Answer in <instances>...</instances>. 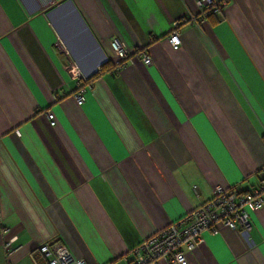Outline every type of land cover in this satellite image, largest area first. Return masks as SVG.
Listing matches in <instances>:
<instances>
[{
    "label": "crops",
    "instance_id": "0c3cea01",
    "mask_svg": "<svg viewBox=\"0 0 264 264\" xmlns=\"http://www.w3.org/2000/svg\"><path fill=\"white\" fill-rule=\"evenodd\" d=\"M197 1L0 0V264H34L51 240L86 264H127L214 188L255 186L264 0H227L199 25L181 22L174 50L172 24L196 16ZM64 23L92 47L91 72L69 68ZM115 40L130 53L117 71ZM105 63L112 70L98 73ZM92 75L78 106L77 78ZM245 215V231L205 233L186 264H264V207Z\"/></svg>",
    "mask_w": 264,
    "mask_h": 264
},
{
    "label": "built area",
    "instance_id": "2783aa9c",
    "mask_svg": "<svg viewBox=\"0 0 264 264\" xmlns=\"http://www.w3.org/2000/svg\"><path fill=\"white\" fill-rule=\"evenodd\" d=\"M227 0H198L196 16H187L172 24L168 34V42L172 49L177 50L181 41L177 28L181 22L199 25L210 16L221 13ZM110 48L117 58V64L113 71H117L121 64L130 57L125 44L112 41ZM139 57L144 65H150L151 59L146 52H141ZM88 78V77H87ZM87 78H77V90L73 94V100L80 106L85 100V93L90 87L85 84ZM50 125H54L53 115L46 113ZM252 207L260 209L264 207V167L257 173V183L247 191L242 192L237 187L223 189L216 187L212 191L209 201L199 205L178 221L171 223L166 228L143 240L130 251V260L123 258L127 264H186L183 251L192 252L202 242L205 233L218 234L220 226L231 230H246L245 209ZM16 238L4 242V258L7 260L15 251L13 243ZM38 253L46 264H86L83 260L75 259L68 249L58 240H51L38 247Z\"/></svg>",
    "mask_w": 264,
    "mask_h": 264
},
{
    "label": "rangeland",
    "instance_id": "374dc122",
    "mask_svg": "<svg viewBox=\"0 0 264 264\" xmlns=\"http://www.w3.org/2000/svg\"><path fill=\"white\" fill-rule=\"evenodd\" d=\"M63 26L65 27V35H63L64 45L62 43L61 48L66 50L71 56L69 68L75 70L77 74H81V71L85 73L91 72L93 61L89 52L93 51L92 47L86 45L82 40L83 38L79 26L74 28L73 31H71V29L68 30L66 23H64Z\"/></svg>",
    "mask_w": 264,
    "mask_h": 264
},
{
    "label": "trees",
    "instance_id": "16d2710c",
    "mask_svg": "<svg viewBox=\"0 0 264 264\" xmlns=\"http://www.w3.org/2000/svg\"><path fill=\"white\" fill-rule=\"evenodd\" d=\"M110 70H112V66L109 63H105L99 68L98 73H101L103 71H110ZM95 77L96 76H94V75L88 77L86 79L85 83H90L92 81V79H94ZM263 140H264V137H263ZM32 261L34 264H46V262L39 255L38 248L36 249L35 252L32 253Z\"/></svg>",
    "mask_w": 264,
    "mask_h": 264
}]
</instances>
